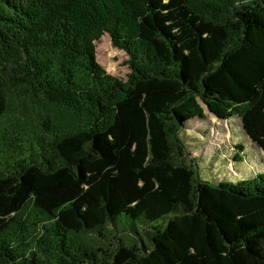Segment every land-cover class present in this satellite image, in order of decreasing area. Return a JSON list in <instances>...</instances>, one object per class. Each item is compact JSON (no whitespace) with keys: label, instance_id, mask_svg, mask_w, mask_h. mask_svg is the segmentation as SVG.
<instances>
[{"label":"trees","instance_id":"obj_1","mask_svg":"<svg viewBox=\"0 0 264 264\" xmlns=\"http://www.w3.org/2000/svg\"><path fill=\"white\" fill-rule=\"evenodd\" d=\"M0 264H264V0H0Z\"/></svg>","mask_w":264,"mask_h":264},{"label":"rangeland","instance_id":"obj_2","mask_svg":"<svg viewBox=\"0 0 264 264\" xmlns=\"http://www.w3.org/2000/svg\"><path fill=\"white\" fill-rule=\"evenodd\" d=\"M96 56L98 62L105 68L107 72L122 79H126L127 74L129 73V68L125 65V61L127 60V54L112 45L110 37L107 34H104L101 39L96 42ZM212 121L215 122V118L211 117ZM204 129H208L209 122H205ZM211 129L210 133L214 135V137H228V133L224 134H216ZM233 132V139L236 142L241 143L245 151V159L241 160H232L231 162L220 155V152H215L211 147H208V138L205 135H202L201 132L196 130H186V128H182L180 132V138L185 144L187 148L192 152L195 167L198 171L199 176L202 179H205L211 183H215L217 181H228L236 183L241 179H250L253 178V170L257 164H262L258 155L254 154V148H250L248 142L246 141V135L241 130V128H237V130ZM233 158V157H231ZM249 164H252L251 168Z\"/></svg>","mask_w":264,"mask_h":264},{"label":"water","instance_id":"obj_3","mask_svg":"<svg viewBox=\"0 0 264 264\" xmlns=\"http://www.w3.org/2000/svg\"><path fill=\"white\" fill-rule=\"evenodd\" d=\"M242 180V179H241Z\"/></svg>","mask_w":264,"mask_h":264}]
</instances>
